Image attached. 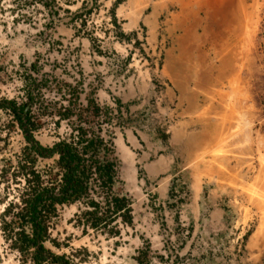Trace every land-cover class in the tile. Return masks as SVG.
Listing matches in <instances>:
<instances>
[{"label": "rangeland", "instance_id": "rangeland-1", "mask_svg": "<svg viewBox=\"0 0 264 264\" xmlns=\"http://www.w3.org/2000/svg\"><path fill=\"white\" fill-rule=\"evenodd\" d=\"M164 2L169 17L187 18L186 24L176 30L184 40L175 52L192 55L193 74L199 73L198 80L195 75L193 77L204 84L212 81L214 87L210 95L202 94L204 101L195 107V113L216 123L219 139L192 167L202 166L197 175L205 187L204 197L211 189H219L225 198L230 220L222 232L224 245L237 246L239 238L246 244L247 235L250 236L259 224L264 227V0ZM115 5L114 0H0V95L22 105L29 101L28 93L34 92L31 109L40 124L34 135L42 145L52 146L66 136L72 122L75 123L73 116L58 125L59 109L72 107L77 112L79 107H87L88 98L99 99L98 93L106 85L108 76L119 83L123 80L121 77L126 70H122V60L118 62L120 54L116 51L123 53L117 41L124 37L112 22L111 10ZM129 6L125 4L122 9L128 10ZM182 8L188 12H181ZM120 14L134 15L126 11ZM167 16L165 13L161 22H166ZM142 54L147 58L145 51ZM112 55L119 58L108 60ZM165 56L166 51H163L159 57L161 67L166 64ZM36 61L39 72L31 69V64ZM158 85L162 87V84ZM1 104L0 173L9 165L13 168L27 145L12 113L5 111V103ZM169 105L164 104L161 109H176V118L171 116L167 122L171 127L181 117L182 109L176 103ZM100 118L91 119L97 123ZM113 119L111 124L99 122L117 143L121 138V127L135 120L123 115H113ZM117 157L121 180L118 190L133 199L136 222L131 226L119 220V236L93 228L84 233L83 226L75 219L79 205L65 206L60 209L51 229L52 239L61 246L48 241L46 246L50 251L65 255L72 264H138L137 249L145 250L149 243L145 264L148 261L154 264V260L166 264L170 259L184 264L229 263L225 252H213L219 246L216 235L215 238L212 235L199 237V234L194 237L192 221L172 224L163 208L156 209L149 204L151 210H145L146 195L151 193L133 177L132 171H126L128 167L118 149ZM51 163L52 159H41L39 165L46 168ZM185 173L180 179L187 184ZM6 178L7 175L2 182L0 176V216L7 193L14 196L19 186ZM189 190L191 192L185 196L187 203L192 196V190ZM165 207L176 215L183 210L176 204ZM150 212L155 216L147 214ZM158 227L168 252L165 258L158 254L157 241L151 242L152 229ZM188 247L194 252L181 251ZM22 259L6 241L0 222V264H23Z\"/></svg>", "mask_w": 264, "mask_h": 264}, {"label": "crops", "instance_id": "crops-1", "mask_svg": "<svg viewBox=\"0 0 264 264\" xmlns=\"http://www.w3.org/2000/svg\"><path fill=\"white\" fill-rule=\"evenodd\" d=\"M120 1L115 12L121 32L128 37L124 40H136V46L131 50L132 58L127 63L126 72L123 71V77H121L123 80L119 83L116 80L113 81L112 76L106 78V85L98 93L100 102L106 106H113L116 100L127 116L135 117L150 106V99L155 95L151 87L153 83L158 82L162 84L161 104L158 107L176 103L177 107L182 109L181 117L170 127L166 141L162 140L158 134L143 130L126 129L121 134L117 147L125 166L128 167L126 171L129 173L132 171L133 177L142 186H147V190L151 193L146 195L148 204L145 210L150 209V205L156 206V209L163 208L172 224L177 221H192L190 224L194 228V237L198 234L199 237L201 235L207 237L219 232L222 235L230 220L225 208V198L218 191L219 189H211L210 193L204 197L205 187L199 182L197 175L202 171V166L192 167L211 147L216 145L220 132L216 128V123L195 113L197 111L195 107L204 101L205 97L203 98L202 94L208 96L214 91L212 81L210 84L197 82L199 73L193 74L194 64L190 61L192 55L175 52V48L184 40L176 34V30L186 24L187 18L169 17V9L166 7V2L163 3L164 0H139L138 4V0ZM125 4H130L128 10L122 9ZM124 11L134 15L130 17L121 15L120 12L124 13ZM181 12H188V10L182 8ZM165 13L168 14L166 22H161L160 19ZM160 47L162 53L166 51V64L162 67L159 63L160 56L157 54V48ZM118 48L123 47L119 45ZM120 51L126 52V48ZM144 51L147 58L142 54ZM96 54L95 51L93 55L96 56ZM139 54H142L144 58L139 59ZM140 172H144V180L140 178ZM182 173H185L186 178L188 177L187 185L192 190V196L190 202H186L187 204L183 206L181 214L176 215L165 205L168 204L169 192L175 177ZM143 198L146 201L145 196ZM159 213L158 215H161V212ZM134 214H136L135 211ZM147 214L151 217L155 216L154 212ZM136 220L137 218L134 217V222ZM152 232L151 242L157 241L158 254L165 258L168 252L161 241V230L159 227L157 230L153 228ZM137 251L139 254L140 248ZM181 251L194 252L189 247ZM227 253L228 264H264V227L259 224L252 231L242 253H236L235 244L228 246ZM154 262V264L165 263L156 260ZM166 264L184 263L170 259Z\"/></svg>", "mask_w": 264, "mask_h": 264}, {"label": "trees", "instance_id": "trees-1", "mask_svg": "<svg viewBox=\"0 0 264 264\" xmlns=\"http://www.w3.org/2000/svg\"><path fill=\"white\" fill-rule=\"evenodd\" d=\"M120 2L117 0L111 10L112 22L120 36L128 38L120 31L116 17L115 9ZM33 69L37 70L36 65ZM28 98L29 101L22 105L15 101L9 103L26 134L28 145L12 173L13 180L21 186L0 216L1 230L10 247L23 257V264H72L65 255L53 253L45 244L50 241L61 246L51 237L53 222L60 209L79 205L75 219L83 226L84 233L93 228L119 236V220L126 225L134 224L133 199L118 190L121 180L114 142L105 136L104 127L99 122L110 120L108 108L89 98L87 107H79L77 112L72 107H62L58 125L73 116L75 123L72 122L69 133L60 141L45 147L34 136L40 124L31 109L35 99L32 90ZM97 117L101 118L95 123L96 120L92 119ZM162 137L165 139L167 135L162 134ZM39 158H54V162L39 169ZM9 173L10 168H5L2 180ZM147 248L149 243L145 250ZM145 250L137 257L139 264L146 262Z\"/></svg>", "mask_w": 264, "mask_h": 264}, {"label": "flooded vegetation", "instance_id": "flooded-vegetation-1", "mask_svg": "<svg viewBox=\"0 0 264 264\" xmlns=\"http://www.w3.org/2000/svg\"><path fill=\"white\" fill-rule=\"evenodd\" d=\"M132 58V55L130 54L124 61H123V66H122V70H123V68H126L127 67V63H128V61H129V59H131ZM36 65V68H37V70H38V62L36 61V62H34V63H32L31 64V69L32 70H34L33 69V66H35ZM37 70H36V72H37ZM39 71V70H38ZM155 85H157V87L159 86L156 82L155 83H153V85H152V91L154 92L155 90H154V86ZM160 87V86H159ZM154 94H155V92H154ZM158 94L156 95H154L151 99H150V106L148 107V108H146L144 111H142V113H140V114H138V115H135V117H129V116H127L126 115V112L124 111V109H123V107L119 104V103H117V101L116 100H114V104H113V106H106V105H104L102 102H100V100L97 98L96 99V101H97V103L101 106V107H103V108H108V110H109V116H110V120L108 121V122H106L107 124H111L113 121H114V119H113V115H123V116H127V117H129V118H134V120L135 121H133L132 122V124H130V123H127L126 125H123L122 127H121V132H122V134L125 132V130L126 129H134V130H143V131H146V132H148V133H153V134H158L159 135V137L162 139V140H167L168 139V134H169V129H170V127H169V125H168V123H167V121L165 120V117H163L162 115H163V113H162V111H165V109L163 110V109H161L160 107H158V105L159 104H161V101H158ZM164 105V104H163ZM163 105H161V106H163ZM156 108L158 109V113L156 112ZM148 111H150V112H153V113H155L156 115H158V118H157V116H156V118H155V120L154 121H152L154 124H152V122H150V124L152 125V126H154V128H155V130H152V129H150V128H146V127H144V125H145V123H146V118H145V115H146V113L148 112ZM104 133H105V136L108 138V139H112L113 140V142H114V148H115V151H116V157H117V149H118V147H117V143L114 141V138L112 137V136H108V132H107V130H106V128L104 127ZM162 134H166L167 135V138H163L162 137ZM117 148V149H116ZM117 160H118V163H119V159H118V157H117ZM119 167V166H118ZM180 176L181 175H178V176H176L175 177V179H174V181H173V183H172V185H171V190H170V192H169V198H168V201H167V203L168 204H176V207L178 208V209H180V208H183V206L185 205L184 203L185 202H187V201H185V199H187V198H185V196L187 195V193L189 192H191L189 189L188 190H186L187 188H188V185L186 184V181H184V180H181L180 179ZM140 178L142 179V180H144V175L143 174H141L140 173ZM186 186H187V188H186ZM174 188V191H172V189ZM186 188V189H185ZM132 208H133V206H132ZM132 214H133V211H132ZM134 216V215H133ZM134 220V219H133ZM134 222V221H133ZM189 232V231H188ZM185 233V232H184ZM212 236H214V238H215V235L217 236V237H219V246L217 247V251L215 252V253H217V252H221V253H224L225 252V255L227 256L228 255V253H227V250H228V247H226L225 245H224V237H223V234L222 235H220V234H211ZM211 235H209V236H211ZM247 239V238H246ZM244 241V240H243ZM237 246H236V253H242L243 252V249H244V245L245 244H243V242H241V240H240V238L239 239H237ZM140 251H142V249H140ZM214 252V251H213ZM140 253V252H139ZM139 255V254H138ZM138 255H137V257H138ZM138 262V261H137ZM138 264H139V262H138Z\"/></svg>", "mask_w": 264, "mask_h": 264}, {"label": "built area", "instance_id": "built-area-1", "mask_svg": "<svg viewBox=\"0 0 264 264\" xmlns=\"http://www.w3.org/2000/svg\"><path fill=\"white\" fill-rule=\"evenodd\" d=\"M117 44L118 45H120V46H122L123 48L125 47L126 48V52H123V53H119V51L117 50L116 52H117V54H120V59H119V63H120V61L122 60V63H120L121 64V67L123 66V61L131 54V50H133V48H134V46H135V44H136V40H118L117 41ZM157 50H159V56L161 57V55H162V48L160 47V48H157ZM95 52V51H94ZM93 52V53H94ZM110 54H112V51L110 52ZM140 55V57H138L139 59H141V58H144L143 56H142V54H139ZM114 57V59L115 60H117L119 57H118V55H112L111 57H108V60H112V58ZM135 58V57H134ZM160 86V85H159ZM157 87V85H155L153 88H154V92H155V94L157 95L158 94V101H161V87ZM11 100L12 99H8V98H4V95H0V104L1 103H5L6 104V106H5V111L7 112V113H9V114H11L12 113V117L15 119V121L18 123V126L22 129V133L24 134V137H25V139H26V134H25V132H24V130H23V128L21 127V125H20V123H19V121H18V118H17V115H16V113H15V111H14V109H13V107H11L10 105H9V103L11 102ZM16 102V101H15ZM19 105H21L20 103H18ZM1 105H3V104H1ZM1 107V106H0ZM3 111V109L1 110V112ZM166 112L165 113H163V117H165V120L169 123L170 122V120L172 119V117H174V118H176V116H177V114L175 113L176 112V109L175 108H168L167 110H165ZM174 115V116H173ZM156 116H157V118H158V115H156L155 113H153V112H150V111H148L147 113H146V115H145V118H146V123H145V125H144V127H146V128H150L152 125L150 124V122H152V121H154L155 120V118H156ZM172 116V117H171ZM152 124H154L153 122H152ZM150 129H152V130H155V128H154V126H152ZM35 136V135H34ZM27 141V140H26ZM58 141H60V139L58 140ZM57 141V142H58ZM56 143V142H55ZM27 145H28V142H27ZM26 145V146H27ZM54 145V144H53ZM52 145V146H53ZM25 146V147H26ZM44 146V145H43ZM24 147V148H25ZM45 147H47V146H45ZM23 148V149H24ZM23 149H22V152H23ZM22 155V154H21ZM20 155V156H21ZM19 156V157H20ZM19 157H18V159H19ZM41 159H47V158H39V160H38V162H37V167L39 168V169H44V168H41L40 167V165H39V162H40V160ZM52 160H53V162H54V158H51ZM18 162V161H17ZM17 162L15 163V165H13V168L11 167V165H9L8 167H4L2 170H1V173H0V176L2 175V173H3V170L5 169V168H10V175H7V178H6V180L7 181H14L13 180V177L11 176V175H13L12 173H13V171L15 170V167H16V165H17ZM52 164V163H51ZM50 164V165H51ZM49 165V166H50ZM2 177V176H1ZM11 177V178H10ZM3 179V178H2ZM5 179V178H4ZM2 182H5V180H2ZM15 182V181H14ZM3 185L4 186H7V184H5V183H3ZM20 184H19V186H18V188H20ZM19 190V189H18ZM15 194H17V192H15L14 193V196H15ZM14 196H10V194H9V192L7 193V195H6V201L4 202V209H3V211L5 210V207L7 206V204H8V202L11 200V199H13L14 198ZM51 232H52V230H51ZM187 233H188V231L186 232V235H187ZM185 234V233H184ZM48 242V241H47ZM46 244V243H45ZM217 251V249H215L214 250V252H216ZM70 260V259H69ZM71 261V260H70Z\"/></svg>", "mask_w": 264, "mask_h": 264}]
</instances>
